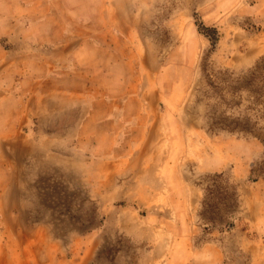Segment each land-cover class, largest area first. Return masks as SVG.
<instances>
[{
  "label": "rangeland",
  "instance_id": "1",
  "mask_svg": "<svg viewBox=\"0 0 264 264\" xmlns=\"http://www.w3.org/2000/svg\"><path fill=\"white\" fill-rule=\"evenodd\" d=\"M263 56L264 0H0V264H264V148L203 98Z\"/></svg>",
  "mask_w": 264,
  "mask_h": 264
},
{
  "label": "trees",
  "instance_id": "2",
  "mask_svg": "<svg viewBox=\"0 0 264 264\" xmlns=\"http://www.w3.org/2000/svg\"><path fill=\"white\" fill-rule=\"evenodd\" d=\"M198 30L207 37L206 31L211 30L212 36L216 37L214 28L208 29L199 23ZM214 42L212 40L211 45ZM204 80L203 98L214 101L206 114L209 129L249 136L258 140L264 148V56L244 74L223 71L215 75L205 74ZM220 107L231 115L220 112ZM259 178H264V155L250 171L252 182ZM221 179V175L207 177L214 189L211 190L210 185L205 188L201 216L205 224L230 227L232 225L227 217L237 210L239 195L233 185L219 187ZM208 195L215 196L217 202L210 204L206 201Z\"/></svg>",
  "mask_w": 264,
  "mask_h": 264
},
{
  "label": "crops",
  "instance_id": "3",
  "mask_svg": "<svg viewBox=\"0 0 264 264\" xmlns=\"http://www.w3.org/2000/svg\"><path fill=\"white\" fill-rule=\"evenodd\" d=\"M2 207V206H1Z\"/></svg>",
  "mask_w": 264,
  "mask_h": 264
}]
</instances>
